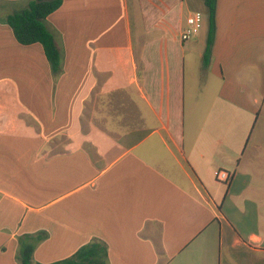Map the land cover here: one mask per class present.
I'll return each instance as SVG.
<instances>
[{
	"label": "crops",
	"instance_id": "0c3cea01",
	"mask_svg": "<svg viewBox=\"0 0 264 264\" xmlns=\"http://www.w3.org/2000/svg\"><path fill=\"white\" fill-rule=\"evenodd\" d=\"M202 10L63 0L57 78L0 18V264L37 233L39 264L92 240L109 264H264V0H217L205 69L203 26L181 40Z\"/></svg>",
	"mask_w": 264,
	"mask_h": 264
},
{
	"label": "trees",
	"instance_id": "16d2710c",
	"mask_svg": "<svg viewBox=\"0 0 264 264\" xmlns=\"http://www.w3.org/2000/svg\"><path fill=\"white\" fill-rule=\"evenodd\" d=\"M203 16L207 20V41L202 57V66L207 68L212 55L215 36V11L217 0H202ZM63 0H30L25 8L12 9V2L0 0V18L11 29L18 44L30 46L39 44L44 52L54 78L63 72L64 53L57 45V31L47 19L57 11ZM46 234H24L17 237L18 248L15 259L17 264H39L33 260L38 244L45 240ZM51 264H109L107 246L98 240H92L82 246L71 257Z\"/></svg>",
	"mask_w": 264,
	"mask_h": 264
},
{
	"label": "built area",
	"instance_id": "2783aa9c",
	"mask_svg": "<svg viewBox=\"0 0 264 264\" xmlns=\"http://www.w3.org/2000/svg\"><path fill=\"white\" fill-rule=\"evenodd\" d=\"M204 16L201 12L196 11L186 18V27L181 33V40L187 42L192 40L201 30L203 26ZM215 179L217 181L227 183L230 179L229 173L225 171H216Z\"/></svg>",
	"mask_w": 264,
	"mask_h": 264
},
{
	"label": "rangeland",
	"instance_id": "374dc122",
	"mask_svg": "<svg viewBox=\"0 0 264 264\" xmlns=\"http://www.w3.org/2000/svg\"><path fill=\"white\" fill-rule=\"evenodd\" d=\"M200 12H201V11H200ZM203 12H204V11L202 10L201 13L203 14ZM206 23H207V20H206V17H204L203 28H202V30L200 31L199 36L202 35V34H205V33L207 34L208 27H207V24H206Z\"/></svg>",
	"mask_w": 264,
	"mask_h": 264
}]
</instances>
